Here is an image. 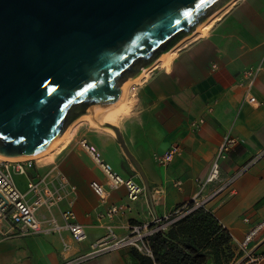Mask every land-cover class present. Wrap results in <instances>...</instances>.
<instances>
[{
    "label": "crops",
    "instance_id": "crops-1",
    "mask_svg": "<svg viewBox=\"0 0 264 264\" xmlns=\"http://www.w3.org/2000/svg\"><path fill=\"white\" fill-rule=\"evenodd\" d=\"M205 32L172 50L166 62L158 58L146 73L141 71L139 80L130 84L123 107L116 106L115 119H101L117 125L137 165L109 128L89 124L91 114L79 115L60 136L69 132L59 147L72 143L74 134L86 138L124 176H130L124 168L128 169L132 161L139 173L133 178L144 186V192L129 200L123 185L107 187L104 174L85 150L79 151L81 157L72 155L60 168H43L46 157L59 147L40 160L35 158L30 175L48 173L50 180L57 181L56 174L61 172L74 186L73 190L64 189L62 200L51 209H38L43 225L50 216L62 223L61 211L70 208L87 236L74 240L65 228L20 235L16 227L4 221L2 228L11 233L0 235V264H65L72 259V264H144L130 247L86 254L91 244L106 234L107 226L123 236L129 223H150L188 201L207 175L223 134L230 133L240 141L220 161L221 180L264 147V71L250 89L242 75V70L257 63L264 52V0H236ZM249 92L257 103L247 101ZM100 114L98 111L92 119L96 121ZM172 145L177 151L170 161L162 163L160 156ZM14 178L21 189L26 188V176L14 174ZM91 180L108 188L104 201L90 187ZM218 184L208 183L202 195H209ZM232 186L229 195L219 193L207 200V206L222 227L242 239L254 221L264 218V154L239 174ZM111 203L123 204L125 211L112 218L99 216ZM246 215L248 221L244 220ZM231 246L237 249L235 239H231ZM249 246L252 255L258 257L255 263L264 264V228ZM237 261L247 262L242 253ZM205 264H213L212 259Z\"/></svg>",
    "mask_w": 264,
    "mask_h": 264
},
{
    "label": "water",
    "instance_id": "water-1",
    "mask_svg": "<svg viewBox=\"0 0 264 264\" xmlns=\"http://www.w3.org/2000/svg\"><path fill=\"white\" fill-rule=\"evenodd\" d=\"M228 1L0 0V155L48 148Z\"/></svg>",
    "mask_w": 264,
    "mask_h": 264
},
{
    "label": "built area",
    "instance_id": "built-area-1",
    "mask_svg": "<svg viewBox=\"0 0 264 264\" xmlns=\"http://www.w3.org/2000/svg\"><path fill=\"white\" fill-rule=\"evenodd\" d=\"M264 71V52L257 63L250 65L242 70L244 77V84L247 89H250L260 72ZM247 101L257 103L254 94L248 93ZM262 102V101H261ZM264 102V101H263ZM203 122L202 118L198 119ZM240 139L230 133L222 135L210 169L207 175L200 181L198 191L186 202L180 204L173 211L174 217L170 214L162 218H156L150 223L134 222L128 224V233L123 236H117L110 226H107V232L104 236L97 239L91 244L90 251L86 255H92L111 249L130 247L136 249L145 255H152L149 238L157 231L164 230L169 223L177 218H180L196 209H204L214 214L213 210L207 206V200L219 193L230 194L233 191L234 179L252 165L259 157L264 154V147L253 155L245 164L241 165L232 175L221 180L220 161L225 159L231 147L239 142ZM79 145L91 156L92 160L98 165L106 178V185L109 188H115L123 185L126 189V196L129 200L137 199L143 192L144 186L137 182L131 176H124L117 171L114 166L104 159L99 148L84 137L79 139ZM177 146L172 145L163 152L160 156L162 163L170 161L177 151ZM35 158L30 156L11 158H0V235L6 237L11 233L9 230L2 228L4 221H9L10 227L17 228L20 235H26L30 232H37L40 230L46 231H60L67 229L74 240L80 241L84 239L87 234L81 223L76 221L75 213L72 209L67 208L61 211L62 223L58 222L54 216L46 219V225H43L37 211L41 207L51 209L57 205L64 196V189L73 190L74 186L69 184L67 177L58 172L56 174L57 181L50 180L48 173L33 175L29 174V170L35 166ZM14 174H20L27 177L26 188L21 189L14 178ZM219 181L216 188L210 192L206 197L202 195L208 183ZM90 187L99 196L101 201H104L108 195V188L97 180L90 181ZM222 202V199H220ZM123 204L111 203L106 207L104 212L99 213V216H106L112 218L114 215L123 213L125 211ZM215 215V214H214ZM244 220L248 221L249 217L246 215ZM45 221V220H44ZM264 228V218L254 221L248 228L242 239H236L228 231L230 238L235 239L238 251L246 257L247 262H256L258 257L252 255L250 251V242L261 232ZM75 260H69L65 264H72Z\"/></svg>",
    "mask_w": 264,
    "mask_h": 264
},
{
    "label": "trees",
    "instance_id": "trees-1",
    "mask_svg": "<svg viewBox=\"0 0 264 264\" xmlns=\"http://www.w3.org/2000/svg\"><path fill=\"white\" fill-rule=\"evenodd\" d=\"M218 224L219 221L213 213L204 209H196L175 219L168 224L166 230H159L149 238L151 256L134 250L144 264H205L209 258L214 264L213 253L207 248L200 249L199 244L194 243V235L200 231L201 234L205 233L206 238H210L212 233L215 234L221 230L225 239L220 243H228L231 246L228 230ZM213 225H216V228ZM243 264L256 263L245 262Z\"/></svg>",
    "mask_w": 264,
    "mask_h": 264
},
{
    "label": "rangeland",
    "instance_id": "rangeland-1",
    "mask_svg": "<svg viewBox=\"0 0 264 264\" xmlns=\"http://www.w3.org/2000/svg\"><path fill=\"white\" fill-rule=\"evenodd\" d=\"M235 1L236 0H229L228 1L229 3L226 6H224V8L221 7V9L217 12L218 14L217 13L214 14L215 17L213 16L212 20L210 21L211 24H210L208 30L214 25V23L216 21H218L222 17V15L225 12L228 11L229 7L232 6ZM200 33L201 32L199 30H197V28H195L190 34L182 37L179 41H177L174 45H172V47H170L168 50H170V51L177 50L180 47H182L183 45H186L187 43L193 42L195 39H197V37H198V35H200ZM156 61H157V59L153 63H155ZM153 63L146 68H149L150 66H152ZM133 82L134 81H132V83ZM93 117H95L94 112L91 113L90 119L94 120V119H92ZM91 120H90L89 124L92 127H98V128L104 127L103 126L104 122L101 121L100 117H97L96 121L94 120L95 123H92ZM104 128H106V127H104ZM86 130H88V128H85V131ZM85 131H83V132H85ZM112 133H114V132L112 131ZM114 135H115V133H114ZM79 138H80V135L74 134V136L71 137L72 143H69V144L65 143V145H67V146H64V144H63L58 149L56 148L57 150H54L50 155H48L46 157V159L44 161L45 164H44L43 168L47 167V166H56V167L60 168L61 166H63V163H68L70 161L72 155H75L77 157H81L82 154L79 153V151L84 150V149L79 145ZM64 147H67V148H64ZM65 149H67V150H65ZM124 171L128 175H130L131 177H137L139 175L138 169L136 168V166L134 165V163L132 161H131L129 168L128 169L124 168ZM175 209H176V207L169 213L171 218L174 217V215H175L173 213V211ZM213 226H215V228H216V225H213ZM215 228H213V229H215ZM166 229H167V227L165 228V230ZM206 234H207V232H206ZM224 239H225L224 233L221 230H219L215 234L212 233L210 238H206L205 233L201 234L200 231L198 232V234L194 235V243L199 244L198 246H200L199 247L200 249L207 248V249H209V251H211L213 253L214 264H243L242 261H237L240 257V252L237 251V249H234L228 243H224V242L220 243Z\"/></svg>",
    "mask_w": 264,
    "mask_h": 264
},
{
    "label": "bare ground",
    "instance_id": "bare-ground-1",
    "mask_svg": "<svg viewBox=\"0 0 264 264\" xmlns=\"http://www.w3.org/2000/svg\"><path fill=\"white\" fill-rule=\"evenodd\" d=\"M229 2H227L224 6H226L227 4H228ZM224 6H223V8H224ZM221 9V8H220ZM219 9V10H220ZM219 10H217V11H215L209 18H207L205 21H203L200 25H198L196 28H197V30H199L201 33L202 32H205L206 30H207V28H208V26H210L209 24L211 23L210 21L212 20V18H213V16H214V14H216ZM218 14V13H217ZM215 17V16H214ZM171 54H172V51H170V50H167V51H165L164 53H162V54H160L159 55V57L158 58H160V59H162L163 60V62H166L167 60H169V58H170V56H171ZM157 58V59H158ZM148 70V68H145L142 72H141V74H143V73H146V71ZM139 76H141V75H138V76H136V77H134L132 80H129L124 86H123V91H122V93H121V96H119L118 98V100L114 103V105L113 106H110V107H105V108H102V109H99V110H96L95 112H94V114H96L97 115V113H98V111H100V119H105V120H113V119H115V116H116V114H117V111H118V108L116 107L117 105H118V107L119 108H122L123 107V99H124V96L126 95V92L128 91V88H129V86H130V84L132 83V81H138L139 80ZM112 103V104H113ZM111 104V105H112ZM104 120V121H105ZM68 133L69 132H67V134H65L63 137H58V139H56L48 148H46L45 150H43V151H41V152H38V153H35V154H33V155H30V157H34V158H36V159H38V160H40L42 157H44L45 155H48V154H50V152L52 151V150H54V149H56V148H58L59 147V145H60V142H61V140H63V139H66L67 137H68ZM0 158H11V159H14V158H16V157H5V156H2V155H0Z\"/></svg>",
    "mask_w": 264,
    "mask_h": 264
}]
</instances>
